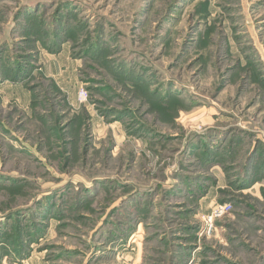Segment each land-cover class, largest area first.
Instances as JSON below:
<instances>
[{
  "label": "rangeland",
  "instance_id": "rangeland-1",
  "mask_svg": "<svg viewBox=\"0 0 264 264\" xmlns=\"http://www.w3.org/2000/svg\"><path fill=\"white\" fill-rule=\"evenodd\" d=\"M0 264H264V0H0Z\"/></svg>",
  "mask_w": 264,
  "mask_h": 264
},
{
  "label": "built area",
  "instance_id": "built-area-1",
  "mask_svg": "<svg viewBox=\"0 0 264 264\" xmlns=\"http://www.w3.org/2000/svg\"><path fill=\"white\" fill-rule=\"evenodd\" d=\"M78 101L79 102H85L86 97H87V92L80 88L78 93H77ZM229 208L228 205H217L212 209V212L210 216L207 218V226H208V232H210L211 227H212V221L218 218H221L223 215H225L228 212Z\"/></svg>",
  "mask_w": 264,
  "mask_h": 264
}]
</instances>
